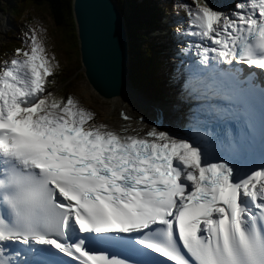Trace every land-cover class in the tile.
<instances>
[{"label": "snow or ice", "instance_id": "obj_1", "mask_svg": "<svg viewBox=\"0 0 264 264\" xmlns=\"http://www.w3.org/2000/svg\"><path fill=\"white\" fill-rule=\"evenodd\" d=\"M180 8L181 55L264 87V0ZM45 31L30 27L21 47L0 53V264H264V162L209 159L159 126L140 135L97 124L49 89L60 63Z\"/></svg>", "mask_w": 264, "mask_h": 264}, {"label": "water", "instance_id": "obj_2", "mask_svg": "<svg viewBox=\"0 0 264 264\" xmlns=\"http://www.w3.org/2000/svg\"><path fill=\"white\" fill-rule=\"evenodd\" d=\"M73 11L78 24L81 58L89 80L96 88L99 87L97 83L110 87L120 83L123 87L128 50L116 7L110 0H75Z\"/></svg>", "mask_w": 264, "mask_h": 264}, {"label": "trees", "instance_id": "obj_3", "mask_svg": "<svg viewBox=\"0 0 264 264\" xmlns=\"http://www.w3.org/2000/svg\"><path fill=\"white\" fill-rule=\"evenodd\" d=\"M33 5H46L55 22L56 29L60 32V42L68 51L66 55L71 57L70 53L76 52V50H74L72 47L73 45H77L75 30L76 25L75 22L72 21L71 0H22L21 2V6L23 7ZM128 9L129 18L127 20V27L129 30V36L131 38L130 48L133 55L131 65L136 74H139V76H142L146 79L149 77V74H147L146 71L147 68L150 70L151 64L152 67H156L160 64L159 57L156 54L150 53L147 56L145 49L151 48L152 45L145 40L141 41L142 37L138 33V29L145 27L151 21L150 19H146V17L143 16L140 9L134 6H130ZM67 37H69L68 40ZM16 44L17 42L13 41L11 44L4 46L2 52H7L12 45ZM74 64H76V62Z\"/></svg>", "mask_w": 264, "mask_h": 264}, {"label": "rangeland", "instance_id": "obj_4", "mask_svg": "<svg viewBox=\"0 0 264 264\" xmlns=\"http://www.w3.org/2000/svg\"><path fill=\"white\" fill-rule=\"evenodd\" d=\"M13 1H15V0H13ZM17 2H18V0H17ZM31 13L33 15H30V16H33V20H34L33 22L35 23V25L36 24L37 25L38 24H42L45 27H48V29L50 31L49 33L51 35L53 33L54 25L52 24V21H51L49 15H48L46 9L44 7H38V8L33 9V11ZM71 13H72V19H73L72 21H74V14H73V11L72 10H71ZM0 16L4 19V24L6 25V28L9 30L11 28V25H10L11 24V17L9 16V14H7L3 10L2 4H1V0H0ZM27 16L28 15H25V17H27ZM25 17H23L21 19V21ZM5 25H3V23L0 21V44L3 43V42H5V41H7L6 34H5L7 32V29H6V32L4 31ZM24 26L26 27L27 25L25 24ZM68 39H69V37H67V40ZM72 48L74 50H78V45H73ZM73 58L74 59H77L79 61L78 54H74ZM60 65L64 66V62L63 61H60ZM80 75H81V73L79 72L77 74V78L73 79V81L70 84H68L67 86L63 87V91H65L68 86H71L73 91H66L65 93H69V92L73 93V92H76L80 96L81 100H85L87 103H94V104L99 103L98 97L96 95H94V93L92 92V90H90L88 84L85 83L84 79L82 78V75L81 76ZM62 79L63 78H61V80ZM55 85H59V84H55ZM54 86H53V88H54ZM99 108H100V110H103L104 105H100ZM106 118H111V117H109L107 115ZM102 119L104 120V118H102ZM108 123L114 124L115 122L110 120Z\"/></svg>", "mask_w": 264, "mask_h": 264}, {"label": "bare ground", "instance_id": "obj_5", "mask_svg": "<svg viewBox=\"0 0 264 264\" xmlns=\"http://www.w3.org/2000/svg\"><path fill=\"white\" fill-rule=\"evenodd\" d=\"M0 21L3 23V25H5L4 24V19H2L1 17H0ZM74 22H75V25H76V30H77V28H78V24H77V20H76V18H75V15H74ZM6 25H5V29H4V31L6 32ZM128 72H129V70H127ZM126 76H127V73H126ZM108 102L110 103V104H112L113 106H117L118 105V99H116V98H112V99H109L108 100ZM107 119H109L108 121L106 120V119H104V120H106L105 122H107V124H110V123H108L110 120L111 121H114L115 123V125L117 126V124H116V122H118V120H116V119H112V118H107ZM118 127V126H117Z\"/></svg>", "mask_w": 264, "mask_h": 264}]
</instances>
